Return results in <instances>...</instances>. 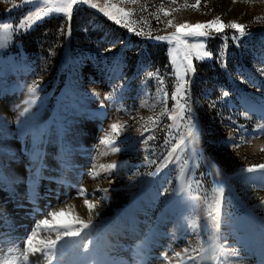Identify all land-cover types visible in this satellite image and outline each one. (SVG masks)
I'll return each mask as SVG.
<instances>
[{"label":"rangeland","instance_id":"1","mask_svg":"<svg viewBox=\"0 0 264 264\" xmlns=\"http://www.w3.org/2000/svg\"><path fill=\"white\" fill-rule=\"evenodd\" d=\"M12 2L0 0V26L13 28L0 44V236L8 244L0 248V264H29L21 256L24 242L38 221H52L47 213L63 209L67 214L75 206L64 219L87 218L76 202L83 204L82 188L89 200L95 194L92 223L75 226L80 237L58 241L52 263L73 253V264H178L175 253L189 243L211 244L208 211L222 177L216 242L238 250L239 264H264V169L247 171L264 164V0H200L198 8L191 7L196 0H91L96 8L75 4L70 18L51 11L28 28H19L21 21L61 0H14L15 7ZM106 4L121 23L99 10ZM120 8L129 14L117 12ZM216 17L244 24L246 35L233 40L235 30L225 28L214 38H189L190 43L203 40V50L211 53L199 60L192 53L194 71H186L183 45L154 38L175 32L176 24ZM141 31L151 35H138ZM178 76L188 81L186 100L203 156L193 155L189 145L169 161L189 126L187 113L184 119L177 116L184 101L173 99ZM31 86L37 87L34 95L28 92ZM113 123L127 125L116 137L113 146L121 149L116 153L100 143ZM145 128L150 131L144 137H154L148 145L155 161L150 165L143 163ZM113 161L123 166L100 168ZM210 163L222 177L214 175L215 169L210 173ZM191 180L201 185L196 190L193 183L189 196L180 188ZM102 188L108 189L107 199ZM26 203L37 215L8 217ZM193 222L201 226L199 235L193 234ZM55 235L42 228L34 243ZM10 251L19 257L9 261ZM29 261L47 264L40 253L30 254Z\"/></svg>","mask_w":264,"mask_h":264},{"label":"snow or ice","instance_id":"2","mask_svg":"<svg viewBox=\"0 0 264 264\" xmlns=\"http://www.w3.org/2000/svg\"><path fill=\"white\" fill-rule=\"evenodd\" d=\"M45 3H49L50 0H44ZM130 2L135 3L136 0H130ZM235 2V0H234ZM79 3H85L90 4L91 0H61L59 6L55 8H41L38 11L32 13L31 15L27 16L25 20L21 21L19 28H28L30 27L36 20L40 19L43 16H46L51 11H57V12H65L71 14L72 6ZM12 6L15 7L14 0L12 2ZM200 6V0H196L195 4H192V8H198ZM91 7L96 8L97 4L91 3ZM112 8H116L115 5H112ZM100 11L104 12L105 15H107L110 19L116 21V23H121V18L117 15H114L111 11H108L107 4L105 7L100 8ZM161 11L164 13L165 16L169 15V12L165 9L161 8ZM117 12L122 14L123 16L128 15L129 13L126 12L123 8L117 9ZM173 21L169 20L168 25H172ZM127 26V25H125ZM16 29V30H19ZM176 31L166 34V35H157L154 38L156 40H168L176 42L180 45H183L188 51L185 54L184 59L188 61V67L186 71H194L191 64L190 56L194 52L196 55V59H202L204 57H208L211 55L210 52L203 50L204 49V42L203 40H199L195 43H190L189 38L198 39V38H214L215 34L223 33L225 28H231L235 30V33L232 37L233 40H239L240 37L246 35V26L241 23H237L235 21L229 22L225 24L220 17H216L213 20H209L206 22H197L195 24L190 23H183V24H176L175 25ZM13 28L11 25H3L0 26V44L7 41L8 37L12 33ZM138 35H151V33H144L143 31L137 33ZM149 76H152L153 73H149ZM188 81L180 78L178 76L177 78V86L175 93H173V99L177 101L183 100L184 102L178 103L179 107V113H177V116H179L180 119L185 118V113H187V120L189 122V126L187 128V135H181L180 141L173 146L172 152L169 153V156L167 159L169 161L172 160L173 153L176 152H183L185 151L189 145L192 146V153L193 155H200L203 156L202 150L198 149L199 140H200V132L198 124L195 122V117L192 116V109L191 106L187 103L186 100V86ZM37 91L36 86H31L28 89V92L30 95H34ZM94 95H97V93H94ZM224 96H227L228 93L224 92ZM170 119H175L176 116H170ZM152 118L150 117L149 120ZM127 127L126 124H116L113 123L111 125V132L106 133L105 137L101 140V144L105 146L111 147V151L113 153L121 151L120 148L113 146L117 143L116 137L119 136L120 132L124 130ZM171 127V126H170ZM150 129L145 128L143 129V132L141 133V139L143 141V144L145 145L144 151V160L143 163L146 165H150L155 163V161L151 160L149 158V153L152 151L150 149L149 141L154 139L152 136L144 137L143 133L148 132ZM239 145H237L238 147ZM264 150V148H262ZM106 153H101V155H105ZM176 159L179 160L180 157L176 156ZM128 162L124 161L123 164L126 165ZM118 165L115 161L109 164H101L100 168L104 170L111 171L113 169H116ZM135 167H139V165H136ZM264 169V164H258L253 165L247 168V171L251 172L254 169ZM215 169L214 175L217 177H222V173L219 167L215 163L209 164V171L211 173V170ZM159 166L157 167V172H159ZM91 175L98 176V172H92ZM139 173H135L134 175H138ZM148 175H155L154 172H148ZM195 184L196 190L199 189L201 185L200 180H191L189 182L188 187H182L180 188L181 192L187 193L189 196L192 195L194 189L192 187V184ZM226 184V177H222L221 179H218L216 181V188L214 189L216 196L214 197V204L210 205V210L208 211V220L210 221V229L213 236V239L211 241V244L208 247H204L203 242L200 243L198 247H193L191 243L188 244L187 247L183 248L180 252H176L174 259L178 261V264H186V262H190V264H202V262H210V264H225V257H227L231 264H239V256L240 252L235 249H226L222 246V244H219L216 242V233L219 228V221H220V203H221V197L224 193V188ZM100 191H103L105 193V196L103 199H107V192L108 189L102 188ZM78 195L81 197H85L83 199V204L88 209V219L84 220L81 219L79 215L75 216L74 218H68L64 219L66 214L63 209H60L59 211H52L47 213L48 216L52 217V221L48 219H42L37 222L36 226L32 229L31 235L27 236V240L24 242L25 247L21 253V256L23 257V260L26 262H29V256L35 255L37 253H40L43 255L44 259H46L47 264H52V260L54 257L53 249L57 248V242L63 240L65 237L73 238V237H80L81 231L80 228H76V225H79L81 228H87L92 223V216L94 213V210L96 208V202L89 200L87 198V191L85 189H79ZM264 202V201H262ZM59 226V227H58ZM62 227L64 230L61 231L59 228ZM200 225H197L195 222H193V229H194V235L200 234ZM205 230L208 229L209 225L205 224L202 226ZM45 229L49 232L55 231V239L51 238L50 236L44 237L42 239H39L36 243H34V240H36L38 230ZM70 243L76 245L77 247H84L87 248V245H83L81 242L70 240ZM37 243L39 246H37ZM191 253H195V255H192Z\"/></svg>","mask_w":264,"mask_h":264},{"label":"bare ground","instance_id":"3","mask_svg":"<svg viewBox=\"0 0 264 264\" xmlns=\"http://www.w3.org/2000/svg\"><path fill=\"white\" fill-rule=\"evenodd\" d=\"M96 146V145H95ZM16 169V168H15ZM23 179V178H22ZM13 180H14V178H13ZM21 180V179H20ZM18 181V180H17ZM87 183H88V181H87ZM91 183V182H90ZM94 184V183H93ZM91 186V185H90ZM88 189V188H87ZM260 191V190H259ZM262 191V190H261ZM96 192V191H95ZM97 193V192H96ZM91 198L94 200V202H95V200H96V198H95V194L94 193H91ZM75 199V198H74ZM76 202L78 203V205L77 206H79L80 208V213H82V214H80L81 215V217H83V218H85V216H88L89 214H88V212L86 211V214H85V211H84V209L82 208V206H81V204L82 203H80L81 201L79 200V199H77L76 200ZM72 203V202H71ZM65 204V203H64ZM67 204V203H66ZM69 205V204H68ZM74 205V204H73ZM72 205V206H73ZM83 205V204H82ZM66 206V205H65ZM62 207V206H61ZM60 207V208H61ZM75 207V206H74ZM74 207H73V210H72V208L71 207H69V209H68V211H71V212H75L76 210H77V208H76V210L74 209ZM57 208H59V207H57ZM52 211V210H51ZM79 211V210H78ZM71 212H68V213H71ZM26 213H28V215L27 216H24ZM67 213V214H68ZM7 214H8V217H11V216H9V215H12L13 217H15V218H17L18 220H22V219H24V218H26V217H31V216H34V215H37V213H35V209H34V207H30V203H26V204H24V205H20L17 209H13V211L12 212H7ZM39 215V214H38ZM72 216V215H71ZM66 217V216H65ZM93 217V216H92ZM12 218V217H11ZM64 218V217H63ZM33 219V218H32ZM35 219V218H34ZM85 219H88V217L87 218H85ZM84 219V220H85ZM24 221V220H23ZM31 221V220H30ZM51 221V220H50ZM2 247V248H1ZM8 247V244H7V241L5 240V238H3L2 236H0V248H1V251H3V250H5L6 248ZM147 248V247H146ZM149 248V247H148ZM117 249H118V247L115 249V253H116V251H117ZM152 249V248H151ZM146 250V249H145ZM150 251V250H149ZM147 252V251H146ZM113 253V252H112ZM148 256H151L150 254H148ZM19 257V255L15 252V251H10L9 252V258H8V260L9 261H13V260H15V259H17ZM75 257V255L73 254V253H66V254H61L60 256H59V259L57 260V262L58 263H52V264H73L74 263V260H73V258ZM132 258V257H131ZM134 260V259H133ZM158 263H159V261H158Z\"/></svg>","mask_w":264,"mask_h":264},{"label":"trees","instance_id":"4","mask_svg":"<svg viewBox=\"0 0 264 264\" xmlns=\"http://www.w3.org/2000/svg\"><path fill=\"white\" fill-rule=\"evenodd\" d=\"M145 52V51H144Z\"/></svg>","mask_w":264,"mask_h":264}]
</instances>
